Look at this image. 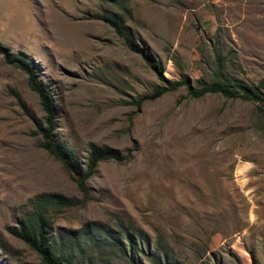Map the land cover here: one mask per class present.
<instances>
[{
	"label": "rangeland",
	"instance_id": "obj_1",
	"mask_svg": "<svg viewBox=\"0 0 264 264\" xmlns=\"http://www.w3.org/2000/svg\"><path fill=\"white\" fill-rule=\"evenodd\" d=\"M104 12L121 16L159 73L96 18ZM0 47V264H42L7 231L38 194L80 196L38 144L43 112L4 60L13 53L49 89L54 136L77 161L90 144L128 156L97 163L91 199L49 212V236L131 222L144 234L136 264H264V106L191 98L185 86L239 80L264 96V0H0ZM173 80L185 84L135 104ZM89 264L128 263L94 249Z\"/></svg>",
	"mask_w": 264,
	"mask_h": 264
},
{
	"label": "trees",
	"instance_id": "obj_2",
	"mask_svg": "<svg viewBox=\"0 0 264 264\" xmlns=\"http://www.w3.org/2000/svg\"><path fill=\"white\" fill-rule=\"evenodd\" d=\"M117 4L124 8L122 1ZM96 18L110 26L128 49L140 54L146 63L159 73L160 65L152 60L147 47L136 44L133 34L124 25L121 16L104 12L97 14ZM3 52L0 47V53ZM3 56L8 64L26 73L28 87L37 96L40 109L43 112L42 122L38 121L36 124L39 146L61 163L80 193L79 197H67L55 193L38 194L32 202L31 211L17 220V226L7 227V231L34 250L42 264H89L94 249L104 252L106 249L117 250L126 263L136 264L133 251L135 248L137 249L136 243L140 242L143 245L144 234L131 222L118 221L114 225L115 228H110L99 221H86L69 233L57 232L49 236L51 230L49 212L83 206L91 199L86 180L93 174L97 163L106 160L120 161L128 156H122L118 150L107 145L90 144L85 162L77 161L73 157L71 149L54 136L57 126L55 104L49 89L37 81L36 69L32 61L21 53L3 54ZM183 84L185 83L174 80L166 81L165 85L153 87L149 95L137 100L135 104L140 105L145 99H155L165 92L176 90ZM185 86L187 94L191 98H199L208 93H218L228 98L251 101L258 109L264 106V96L253 94L252 86L239 80L214 81L200 88H193L188 84Z\"/></svg>",
	"mask_w": 264,
	"mask_h": 264
}]
</instances>
